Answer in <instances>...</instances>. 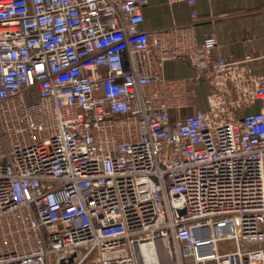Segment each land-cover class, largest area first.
Listing matches in <instances>:
<instances>
[{
  "label": "built area",
  "instance_id": "2783aa9c",
  "mask_svg": "<svg viewBox=\"0 0 264 264\" xmlns=\"http://www.w3.org/2000/svg\"><path fill=\"white\" fill-rule=\"evenodd\" d=\"M148 1L0 0V264H264V73Z\"/></svg>",
  "mask_w": 264,
  "mask_h": 264
},
{
  "label": "crops",
  "instance_id": "0c3cea01",
  "mask_svg": "<svg viewBox=\"0 0 264 264\" xmlns=\"http://www.w3.org/2000/svg\"><path fill=\"white\" fill-rule=\"evenodd\" d=\"M186 2L169 4L167 0H149L143 6L142 28L181 24L190 20ZM196 39L200 44L208 34L217 40L215 54L239 59L249 54V69L264 73V37L262 31L264 0H198L196 4ZM193 69L183 59L166 61L163 75L168 78L191 77Z\"/></svg>",
  "mask_w": 264,
  "mask_h": 264
},
{
  "label": "bare ground",
  "instance_id": "6f19581e",
  "mask_svg": "<svg viewBox=\"0 0 264 264\" xmlns=\"http://www.w3.org/2000/svg\"><path fill=\"white\" fill-rule=\"evenodd\" d=\"M160 242V245L148 242L141 246L142 264H171L167 242Z\"/></svg>",
  "mask_w": 264,
  "mask_h": 264
},
{
  "label": "rangeland",
  "instance_id": "374dc122",
  "mask_svg": "<svg viewBox=\"0 0 264 264\" xmlns=\"http://www.w3.org/2000/svg\"><path fill=\"white\" fill-rule=\"evenodd\" d=\"M205 93H206V88L203 85H201V88H199V90H198V97L201 101H203V97H204ZM154 243H156L157 245L161 244L160 240H157ZM168 249H169V253H170L169 254V256H170L169 260H170L171 264H180V262L175 257L174 248H173L172 243L168 244ZM139 254H140V259L138 262H139V264H142L141 250H139L138 255Z\"/></svg>",
  "mask_w": 264,
  "mask_h": 264
}]
</instances>
